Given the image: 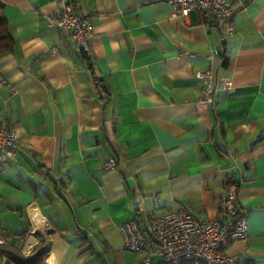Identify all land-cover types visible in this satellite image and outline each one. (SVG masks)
I'll use <instances>...</instances> for the list:
<instances>
[{
	"label": "crops",
	"instance_id": "1",
	"mask_svg": "<svg viewBox=\"0 0 264 264\" xmlns=\"http://www.w3.org/2000/svg\"><path fill=\"white\" fill-rule=\"evenodd\" d=\"M69 1L91 17L90 63L49 26L60 0H0L15 40L0 55V124L17 133V163L0 162V237L12 257L54 262L51 251L48 262L43 247L33 251L38 239L28 244L34 209L58 238V264H144L146 252L123 247L125 222L144 229L181 209L224 219L231 181L249 235L228 252L264 264V0H230L239 8L225 52L198 11L176 16L162 0ZM208 68L214 86L233 81L211 105L200 103L195 77Z\"/></svg>",
	"mask_w": 264,
	"mask_h": 264
},
{
	"label": "built area",
	"instance_id": "2",
	"mask_svg": "<svg viewBox=\"0 0 264 264\" xmlns=\"http://www.w3.org/2000/svg\"><path fill=\"white\" fill-rule=\"evenodd\" d=\"M162 1L171 4L174 14L183 18L193 11L201 12L220 32V50L225 52L229 40L236 34L234 16L239 6L230 0ZM49 26L70 38L80 52L90 55L94 33L91 17L77 11L75 3L60 0L56 19L50 20ZM195 77L203 84L202 104H214L219 91L233 87V81L228 78H220L218 85L214 86L212 68L196 70ZM8 87L14 90L13 86ZM16 141V131L8 123H1L0 162L17 163ZM116 165V160L112 158L107 168L114 169ZM220 206L224 219L200 220L181 209L150 218L144 229L138 219L125 222L120 228L123 247L133 253L146 252L144 264H152V256H158L163 264H240L228 249L234 242L248 238L249 210L240 205L239 187L236 184L228 186ZM6 246L8 244L0 237V257L3 261L6 260L5 254L15 255Z\"/></svg>",
	"mask_w": 264,
	"mask_h": 264
},
{
	"label": "trees",
	"instance_id": "3",
	"mask_svg": "<svg viewBox=\"0 0 264 264\" xmlns=\"http://www.w3.org/2000/svg\"><path fill=\"white\" fill-rule=\"evenodd\" d=\"M14 46H15V40L11 34L10 25H9L7 19L2 14H0V55L12 52L14 49ZM84 59L88 63H90L89 56L84 54ZM103 88L105 89V87H103ZM231 184H236L240 188L239 183H233V182L229 181L228 186ZM6 257H7L8 261L14 262V263L18 262L19 264H32V262H33V259H31L29 262L18 261L17 259L13 258L11 254H6ZM161 264H163L162 261H161ZM181 264H193V263L183 262Z\"/></svg>",
	"mask_w": 264,
	"mask_h": 264
},
{
	"label": "bare ground",
	"instance_id": "4",
	"mask_svg": "<svg viewBox=\"0 0 264 264\" xmlns=\"http://www.w3.org/2000/svg\"><path fill=\"white\" fill-rule=\"evenodd\" d=\"M32 216H33V220H34L35 224L37 226H39L38 227L39 230L37 231V233H34L33 232L30 235L29 242H28L29 245L32 244L33 242H35V240L38 239V236L39 235H42L44 237H47V235L50 232V229L47 226L46 221L42 218V216L37 211H34V209L32 210ZM34 234H36V235H34ZM51 237L53 238V241H54L53 248H51L52 250H50L52 252L53 256H54V262H53V264H55V263L58 264L61 261V257H60L61 256V247L59 245L60 243L58 241L57 236H55L53 234V235H51Z\"/></svg>",
	"mask_w": 264,
	"mask_h": 264
},
{
	"label": "rangeland",
	"instance_id": "5",
	"mask_svg": "<svg viewBox=\"0 0 264 264\" xmlns=\"http://www.w3.org/2000/svg\"><path fill=\"white\" fill-rule=\"evenodd\" d=\"M48 226V225H47ZM39 230V228L38 227H36L35 228V230H34V233L35 232H37ZM50 238V239H49ZM38 240H39V242H38V244L35 246V248H34V250L33 251H35L36 249H38L39 247H44V246H46L47 247V250H44L43 251V254H42V258H41V260H45V259H47V257L49 258V259H47L46 260V262H48V261H50V259H51V256H50V254L48 253L49 251H50V249L51 248H53V245H54V241H53V238L51 237V233L49 232V234L47 235V237H44V236H40L39 238H38ZM5 247V246H4ZM7 247V249H10L11 250V248H10V246L8 245V246H6ZM9 247V248H8ZM5 257H6V254H5ZM0 261L1 262H3V260L0 258ZM45 262V263H46Z\"/></svg>",
	"mask_w": 264,
	"mask_h": 264
},
{
	"label": "water",
	"instance_id": "6",
	"mask_svg": "<svg viewBox=\"0 0 264 264\" xmlns=\"http://www.w3.org/2000/svg\"><path fill=\"white\" fill-rule=\"evenodd\" d=\"M44 250H47V247H46V246H44V247L42 248V251H44Z\"/></svg>",
	"mask_w": 264,
	"mask_h": 264
}]
</instances>
